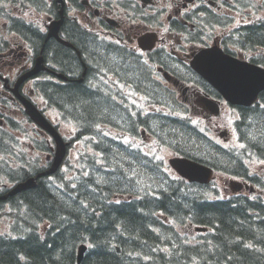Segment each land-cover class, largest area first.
<instances>
[{
    "label": "trees",
    "instance_id": "trees-1",
    "mask_svg": "<svg viewBox=\"0 0 264 264\" xmlns=\"http://www.w3.org/2000/svg\"><path fill=\"white\" fill-rule=\"evenodd\" d=\"M241 3L248 7L253 0ZM75 30L74 40L80 52L63 50L56 58L64 71H81L88 53L98 63L119 68L135 85H143L147 94L152 89L160 97L158 101L171 99L167 90L150 78L151 68L140 56L136 54L134 59L115 48L104 56L105 48L88 41L83 30ZM235 32L231 35L233 43L243 50H259L251 60L264 65V18L249 21ZM35 45L39 52L43 37L38 36ZM49 45L50 41L46 47ZM80 78L82 75L67 84L52 82L49 92L41 82L39 89L48 95L52 105L78 123L76 137H88L87 143L99 156L84 154L86 166L79 168L74 178L63 172L50 183L47 177L39 178L37 187L6 201L17 211L12 217L18 236L0 238L1 264H78L77 247L81 243L92 245L81 264H264V198L212 200L210 186L178 177L163 158L142 153L125 143L122 133L127 125H132L135 133L145 126L161 145L176 154L262 184L249 175L247 155L225 149L190 119L162 114H150L142 120L133 118L115 96L88 87V75L83 81ZM203 84L217 95L208 84ZM261 99L264 101V94ZM240 109L239 132L251 155L264 159V107L258 103ZM14 124L18 128V123ZM111 129L116 133H110ZM1 140L8 145L5 137ZM35 145L47 146L37 139ZM30 164L31 168L12 170L4 164L2 168L11 182H17L43 170L33 162ZM130 195L133 197L120 198ZM6 202L0 201V210ZM167 217L181 225L193 223L210 230L188 241L176 226L166 222ZM45 219L50 223L46 232H40L39 224Z\"/></svg>",
    "mask_w": 264,
    "mask_h": 264
},
{
    "label": "flooded vegetation",
    "instance_id": "flooded-vegetation-1",
    "mask_svg": "<svg viewBox=\"0 0 264 264\" xmlns=\"http://www.w3.org/2000/svg\"><path fill=\"white\" fill-rule=\"evenodd\" d=\"M227 1L230 0H62V2L59 0H28V3L32 7L43 10L42 14L45 16L46 21L42 27L38 25L39 29H36L37 36L43 37L42 49L47 66L51 69L56 68L59 72L68 76L67 80L61 81L62 84L75 82V77L79 75H82L79 81H83V77L88 75V87L100 89L99 91L104 94L105 91L111 89L115 80H119L123 85L131 88H134L133 85L136 82L125 76L119 68L111 67L108 63L96 62L88 53H86L87 63H82L83 68L81 71L77 72L72 69L64 71L63 66L56 58L63 50H77L78 53L80 52L74 40L73 31H76L75 27L87 33L85 36L88 41L93 40L97 46L105 48L107 53L103 52L104 56H108L109 49L115 48L116 51L120 50L130 54L134 59H136L137 54L144 62L147 58L153 61L151 55L146 54L144 50L139 48L141 38L146 35H158V42H163L164 40L157 31H159L158 27L166 25L168 33L177 37L179 42H181L180 35L184 37H181L182 39L191 41L194 38L192 34H195L202 44H207L210 37L209 31L206 30L207 27L213 26L220 33L225 31ZM3 5L11 6L12 9L16 8L10 1L3 2ZM62 9H64V12H61ZM62 15L65 18L60 28V36L73 46L66 45L55 37L48 38L50 21L58 20ZM109 18L114 19L116 23H109ZM4 21L5 24L9 22L7 19ZM14 27H16L15 22ZM31 31L32 35H35V31ZM10 36L11 44L7 48L0 49V59L4 62L9 60L10 63L7 66H14V60L19 51L16 36L12 32ZM212 38L214 39L213 43L220 42L219 35ZM49 41L50 45L46 47V43ZM165 45L160 47L161 50H158L156 54H165L167 47L173 46L168 40H166ZM194 52L195 50L191 51V54ZM79 56L81 58L80 54ZM237 56H244L243 51L238 52ZM88 65L90 67L89 72ZM173 71L176 73V68ZM46 75L48 77L46 87L49 88L51 85L49 80L54 78L50 76L49 71L46 72ZM103 75H114L116 78L110 81ZM176 75L181 80H186L180 74ZM150 78L153 80L151 75ZM201 85L205 89L198 83L194 84V87L198 91L210 90L204 84ZM140 88L144 89L143 85H140ZM6 92L8 93L9 90L4 91L5 94ZM106 95L108 94L106 93ZM8 97L13 99L11 94Z\"/></svg>",
    "mask_w": 264,
    "mask_h": 264
},
{
    "label": "water",
    "instance_id": "water-1",
    "mask_svg": "<svg viewBox=\"0 0 264 264\" xmlns=\"http://www.w3.org/2000/svg\"><path fill=\"white\" fill-rule=\"evenodd\" d=\"M193 66L217 87L231 103L250 105L255 101L258 94L264 90V68L226 56L217 48L203 50L193 61ZM42 69H44V63L43 58L40 57L36 67L31 72L24 74L18 80L14 89V93L23 101L27 113L37 124L48 130L56 142V152L51 166L41 172L38 177L52 175L58 171L70 144L64 140L59 131L48 121L36 105L19 92L20 85ZM205 103L208 108L216 111V104L213 101L205 100ZM171 162L179 172L190 180L208 182L212 175L211 169L189 159L174 158ZM36 179L30 178L18 184L9 194L0 195V199H5L9 195H15L23 190L35 188L37 186ZM86 250L87 246L82 245L80 247L79 262L84 259Z\"/></svg>",
    "mask_w": 264,
    "mask_h": 264
},
{
    "label": "rangeland",
    "instance_id": "rangeland-1",
    "mask_svg": "<svg viewBox=\"0 0 264 264\" xmlns=\"http://www.w3.org/2000/svg\"><path fill=\"white\" fill-rule=\"evenodd\" d=\"M250 11H247L246 14H248ZM235 14V13H234ZM261 15H264V11L260 13ZM43 15V14H42ZM40 15L38 18L40 20H44L45 16L43 17ZM240 15V14H238ZM35 17H33L34 20ZM239 18V17H238ZM157 31L160 35V37L165 36L166 40H168L171 44L178 43V38L170 35L167 31V26L162 25L158 27ZM180 43V42H179ZM198 48L197 46H193L191 49L190 46H186V51L191 52L192 50H195ZM28 55V54H27ZM26 54L17 56L14 66H7L9 65V60H7L5 63L1 59L0 65L3 66L4 74L8 76L10 79H16L19 75V72L21 71L22 65H26L29 63L28 56ZM245 55V54H244ZM28 62V63H27ZM7 66L6 68H4ZM35 81H31L27 83L24 86V91L31 95L33 99L40 105L41 108H45L47 111V114L49 118L54 121L56 124L59 125V128L62 132V134L67 137L71 138L77 131V127L74 123L70 121H66L63 119V117L60 115L59 111H57L54 108H48V104L45 101L43 97H41L38 93H34L35 89ZM0 90H3V85L0 83ZM33 92V95L31 94ZM190 102L194 104V106L197 108V113L202 117L206 118L209 116L208 113H206V110H203L201 103L199 102V99L197 100L196 94H191L189 97ZM7 114L11 115L13 118L17 120L24 121V114L20 107L17 105V103L14 101L12 104H9L8 110L5 111ZM237 112L236 110L224 106L223 111L220 115L213 118L209 123L212 127L213 132L211 134L217 139L220 140L225 145H234L236 142V135L234 134V122L237 118ZM30 127V125H28ZM227 128L231 132L230 139L225 142L219 138L218 132L221 129ZM17 146L19 149L28 150L29 149V139L27 138L26 134L24 132L17 133ZM91 153L96 154L97 157L99 156L97 152L95 153L93 148L90 144L87 143V138L81 139V141H77L73 144L72 148L69 151L67 159L69 160V164H64L63 171L69 176L73 177L74 173L77 174V170L75 168L79 166L80 168H83V166H86L84 154ZM160 156L164 157L166 161L173 156V154L169 150H163L162 154L160 153ZM2 155L0 154V158ZM10 158V157H9ZM250 165L253 168V171L258 172L259 174L264 175V161H258V160H252L250 161ZM232 177L224 175V174H216L214 182L212 184V188L216 187L220 190L221 196L224 198L230 197L232 192L228 189L229 186V180ZM214 197V196H213ZM10 209V208H9ZM8 210V209H7ZM11 223L12 220L8 217H0V234L5 235L7 233H10L11 230Z\"/></svg>",
    "mask_w": 264,
    "mask_h": 264
},
{
    "label": "snow or ice",
    "instance_id": "snow-or-ice-1",
    "mask_svg": "<svg viewBox=\"0 0 264 264\" xmlns=\"http://www.w3.org/2000/svg\"><path fill=\"white\" fill-rule=\"evenodd\" d=\"M90 247H92V245H89Z\"/></svg>",
    "mask_w": 264,
    "mask_h": 264
},
{
    "label": "bare ground",
    "instance_id": "bare-ground-1",
    "mask_svg": "<svg viewBox=\"0 0 264 264\" xmlns=\"http://www.w3.org/2000/svg\"><path fill=\"white\" fill-rule=\"evenodd\" d=\"M120 248V247H119Z\"/></svg>",
    "mask_w": 264,
    "mask_h": 264
}]
</instances>
